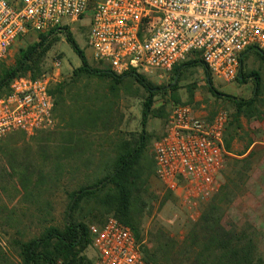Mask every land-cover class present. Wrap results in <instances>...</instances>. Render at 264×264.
Returning a JSON list of instances; mask_svg holds the SVG:
<instances>
[{
	"label": "rangeland",
	"instance_id": "1",
	"mask_svg": "<svg viewBox=\"0 0 264 264\" xmlns=\"http://www.w3.org/2000/svg\"><path fill=\"white\" fill-rule=\"evenodd\" d=\"M88 28L85 18L68 31L93 67L107 68L93 59L86 45ZM38 41L35 33L18 39L0 63V71L16 63L21 48ZM49 43L45 52L39 51L31 70L23 75L40 76L58 70L60 75L54 87L71 83L74 70L81 66L80 57L68 42L66 32L51 34ZM57 62H61L59 68L55 66ZM243 71L246 79L228 83L212 76V85L220 92L248 100L254 96L252 73L257 72L262 78L257 108L264 112V59L251 53L244 61ZM136 72L146 76L154 87H161L154 89L147 126L150 140L143 158L147 176L135 193L132 207L140 234L149 248L156 251L163 243L173 246L175 242L174 255L178 252L186 258L187 255H182L186 250L183 241L194 232L200 234L207 226L204 217L209 216L219 219L227 228L235 225L245 230L264 253V115H241L237 127L234 102L211 92L200 65L186 66L179 75L174 71ZM4 91L1 97L6 94ZM69 92L66 114L63 109L56 112L51 127L32 135L15 132L0 140V264H22L15 239L37 236L47 226L63 227L68 193L106 172L119 140L134 141L141 133L149 93L134 77H124L116 84L109 76H89ZM177 104H188L197 114L208 118L219 112L228 115L225 142L231 140V147H226L215 180L216 189L204 197L197 194L196 188L172 191L155 171L154 142L164 133L170 110ZM89 107L94 115L87 122L82 118ZM97 117L102 120L96 123ZM85 127L87 132L82 130ZM213 207L217 209L212 211ZM82 209L81 215L90 209L97 215L104 214L96 204H84ZM105 215L104 222L114 216ZM87 217L89 225L98 223ZM85 254L93 260L95 251L91 245Z\"/></svg>",
	"mask_w": 264,
	"mask_h": 264
},
{
	"label": "built area",
	"instance_id": "2",
	"mask_svg": "<svg viewBox=\"0 0 264 264\" xmlns=\"http://www.w3.org/2000/svg\"><path fill=\"white\" fill-rule=\"evenodd\" d=\"M85 18L93 59L116 74H166L199 60L212 76L232 83L247 56L264 52V0H0V63L18 39L63 34ZM59 73L11 81L0 97V140L52 126ZM227 125L226 112L208 118L188 104L174 105L154 142L158 178L174 192H213L227 152ZM89 233L93 264H152L143 253L146 240L114 216L90 224Z\"/></svg>",
	"mask_w": 264,
	"mask_h": 264
},
{
	"label": "trees",
	"instance_id": "3",
	"mask_svg": "<svg viewBox=\"0 0 264 264\" xmlns=\"http://www.w3.org/2000/svg\"><path fill=\"white\" fill-rule=\"evenodd\" d=\"M51 34H40V40L26 48H21L17 61L13 66L4 67L0 71V97L1 92L4 94L9 91L11 81L24 73L31 70L36 61L40 50L45 52L50 43ZM66 37L73 47L74 51L81 59V66L74 70L71 83H61L53 87L52 92L55 97L54 114L60 109L66 114V96L69 91L85 77L89 76H109L112 77L116 84H120L122 79L127 76L134 77L149 93L145 102L142 118V130L134 140H119L115 149V155L110 162L106 172L97 177L93 182H87L79 185L68 193V205L66 209V222L63 227L56 225L47 226L39 235L24 239H15L14 244L18 249V257L22 264H93V261L85 254L86 248L91 245L89 233V224L86 220L87 215L97 220L99 224L104 223L105 214H112L121 222L129 225L135 232L139 240H144L140 234L136 217L132 211L133 201L136 191L141 188L146 178L144 171L143 158L148 148L150 136L147 131L149 117L152 114V103L155 96L154 87L147 77L139 74L135 70L124 74H116L108 68H95L88 61L84 50L78 45L74 36L67 30ZM42 52V53H43ZM264 59V52L254 53ZM200 65L204 68L207 82L210 85L211 92L218 97H225L232 100L236 106L235 122L240 127L241 115L246 117L262 116L264 112L257 107L260 101V91L262 88V78L257 72H253L255 81L254 96L248 100L240 99L237 96L226 94L217 90L213 85L212 75L208 68L199 60L183 63L173 69L176 75L186 66ZM244 66V65H243ZM243 66L239 74V80L246 79ZM36 77V76H35ZM71 88V89H70ZM70 89V90H69ZM94 113L91 108H87L84 121H91ZM102 118H95V122ZM100 120V121H101ZM227 129V128H226ZM84 132L88 128H82ZM25 134V133H24ZM79 141L82 137L79 135ZM81 139V140H80ZM226 141V134H225ZM80 145V142H77ZM226 143V142H225ZM72 144V142H71ZM74 145V144H73ZM227 148L231 147V140L226 144ZM101 208L104 214H96L94 209L87 210L88 213L79 212L84 204ZM217 208L213 207L212 211ZM81 215V216H78ZM104 216V217H103ZM207 226L202 232L189 235L183 245L186 250L182 255L172 252L176 249V243L161 244L156 251H152L147 243L143 246V253L146 259L152 264H162L171 262L173 264H264V253L259 249L258 242L255 238L246 233L243 229H237L235 225L227 228L219 219L209 216L204 217ZM160 254V257L158 255Z\"/></svg>",
	"mask_w": 264,
	"mask_h": 264
},
{
	"label": "crops",
	"instance_id": "4",
	"mask_svg": "<svg viewBox=\"0 0 264 264\" xmlns=\"http://www.w3.org/2000/svg\"><path fill=\"white\" fill-rule=\"evenodd\" d=\"M262 143H264V141Z\"/></svg>",
	"mask_w": 264,
	"mask_h": 264
}]
</instances>
